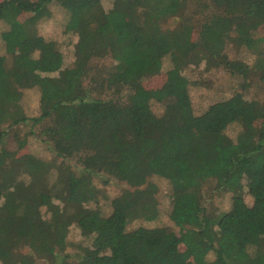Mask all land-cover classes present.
I'll return each instance as SVG.
<instances>
[{
	"label": "trees",
	"instance_id": "1",
	"mask_svg": "<svg viewBox=\"0 0 264 264\" xmlns=\"http://www.w3.org/2000/svg\"><path fill=\"white\" fill-rule=\"evenodd\" d=\"M52 7L76 37L67 57L36 29ZM0 24V264H264V0H1ZM201 64L238 80L196 117L189 92L205 79L184 72ZM25 90L38 92L32 117ZM25 125L52 157L39 167L6 148ZM153 177L169 185L181 251L172 233L128 228L158 218ZM111 180L126 186L113 197L96 185ZM211 182L230 193L227 211L208 213ZM102 198L107 216L87 207Z\"/></svg>",
	"mask_w": 264,
	"mask_h": 264
},
{
	"label": "rangeland",
	"instance_id": "2",
	"mask_svg": "<svg viewBox=\"0 0 264 264\" xmlns=\"http://www.w3.org/2000/svg\"><path fill=\"white\" fill-rule=\"evenodd\" d=\"M1 1V0H0ZM36 1V0H31ZM52 17L49 20H44L39 22L36 26L37 32L40 37L45 40H54L59 46L61 52L67 57L72 52V44L76 40L75 36H70L67 38L63 35V24H64V14L61 9L52 7ZM174 21L170 20L167 26H172ZM5 24H0V34L6 30ZM261 34L264 36V28L260 30ZM5 49L0 40V53H4ZM232 52V51H231ZM230 58L233 62L235 61H244L248 66L252 64L253 57L250 54L243 53H231ZM164 65H167V62H164ZM166 68V66H165ZM204 65L201 64L199 68L191 67L187 69L184 73L186 77L192 78L193 80L197 78H204V86H195L194 89H191L189 92L192 112L193 115L198 117L200 116L204 110L219 101L226 100L233 95L232 87L236 85L237 80L234 78L228 70H216L212 69L209 71H203ZM165 69L163 68V71ZM164 73H162L163 75ZM161 76V75H160ZM157 78V77H156ZM200 81L201 79H197ZM159 79H151L145 81V87L150 90L158 89ZM157 94V93H155ZM156 102L152 103V109L157 115L162 114L163 105L159 103L158 99ZM24 110V113L28 117L35 116L39 113V97L38 92L36 90H25L23 92L22 101L20 103ZM194 124L196 125L197 130L200 128V123L197 119H195ZM20 130V131H19ZM13 130L11 135L16 136L12 141L6 145V148L9 151L15 152V158L24 159L28 166L33 165L34 167H39L37 165V158L49 161L52 160V157L46 152L44 146L28 133V126H21ZM237 128L230 127L226 133L230 137H234L236 135ZM23 141V142H22ZM59 162V160H58ZM69 166L75 167L74 161H68ZM75 170L78 172L80 170L79 167H76ZM96 185L103 189L106 195L109 197L115 196L120 190L125 188L126 186L122 183H119L115 180H111L107 186H103L96 182ZM214 187V182L209 183L203 192L205 195V207L209 214L218 210V212H225L230 208V193L219 192L216 189H212ZM144 189L147 192L148 196L154 197L157 202V208L159 210L158 218L153 222H143L134 221L132 222L128 228H136L139 224H142L147 227H157L162 229L164 233H172L175 237V240L178 242L176 245L177 251H181L182 245L180 242L181 233L183 230L176 228L173 223L168 219V213L170 209V203L167 198V193L169 190V185L165 180L159 179L157 177H153L150 179L147 185H145ZM245 202L251 206L253 204V200L246 193L243 195ZM88 208H98L103 215L107 216L111 212V208L109 206V201L104 200L103 198L96 204L90 202L87 205ZM184 233V232H183ZM68 239L74 242H80L84 238L80 235V232L75 227H71L68 234ZM176 249L172 248L171 252H175ZM69 253L73 250L68 248ZM73 254V253H71ZM209 258H212V254L209 255Z\"/></svg>",
	"mask_w": 264,
	"mask_h": 264
}]
</instances>
